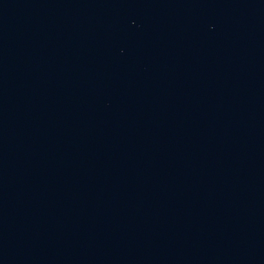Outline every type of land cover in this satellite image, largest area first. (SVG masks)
<instances>
[{"label": "water", "instance_id": "1", "mask_svg": "<svg viewBox=\"0 0 264 264\" xmlns=\"http://www.w3.org/2000/svg\"><path fill=\"white\" fill-rule=\"evenodd\" d=\"M0 264H264V0H0Z\"/></svg>", "mask_w": 264, "mask_h": 264}]
</instances>
